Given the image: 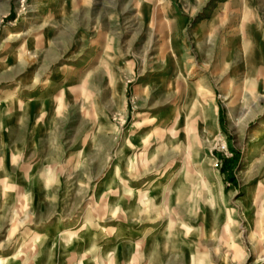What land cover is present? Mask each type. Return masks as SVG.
I'll use <instances>...</instances> for the list:
<instances>
[{"label": "rangeland", "instance_id": "374dc122", "mask_svg": "<svg viewBox=\"0 0 264 264\" xmlns=\"http://www.w3.org/2000/svg\"><path fill=\"white\" fill-rule=\"evenodd\" d=\"M0 264H264V0H0Z\"/></svg>", "mask_w": 264, "mask_h": 264}, {"label": "bare ground", "instance_id": "6f19581e", "mask_svg": "<svg viewBox=\"0 0 264 264\" xmlns=\"http://www.w3.org/2000/svg\"><path fill=\"white\" fill-rule=\"evenodd\" d=\"M161 52V51H160Z\"/></svg>", "mask_w": 264, "mask_h": 264}]
</instances>
